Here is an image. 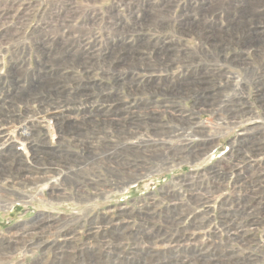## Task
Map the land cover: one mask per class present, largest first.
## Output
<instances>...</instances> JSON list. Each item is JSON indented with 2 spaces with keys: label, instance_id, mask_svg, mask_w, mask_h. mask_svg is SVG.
I'll list each match as a JSON object with an SVG mask.
<instances>
[{
  "label": "rangeland",
  "instance_id": "374dc122",
  "mask_svg": "<svg viewBox=\"0 0 264 264\" xmlns=\"http://www.w3.org/2000/svg\"><path fill=\"white\" fill-rule=\"evenodd\" d=\"M247 1L226 0L227 8L209 20L228 32V20L259 27L255 36L261 42L235 33L232 43L219 40L221 47H215L201 46L193 33L178 32L181 14L193 10L198 0H0V11L8 2L14 15L4 24L13 31L12 39L3 43L33 61H49L46 70L57 69L54 76L41 77L40 85L49 90L73 93L53 82L68 66L67 77L74 80L67 82L77 81V90L104 109L94 116L105 120L85 161L93 178L101 179L93 207L47 210L72 218L56 225L64 227L61 232L49 235L58 243L65 233L74 237L66 257L58 255L54 244L51 251L30 243L18 251L4 247L29 227L21 221L33 217L23 216L25 209L18 206L11 213L0 212V264H208L198 255L219 254L227 245L226 228L234 232L239 222L241 231H250L248 239L230 243L234 259L226 262L264 264V212L256 206L258 200L264 203V193L247 199L234 187L246 173L245 157L264 150V6L258 0L241 6ZM253 160L262 164L256 171L263 174L258 182L264 186V153ZM206 189L216 191L208 216L200 210L205 220L199 226L191 215L199 209L189 206V195ZM166 218L176 226L166 228ZM95 226L105 234L94 238ZM159 229L169 236L153 241L141 237ZM182 229L186 240H168L170 235L177 239ZM39 237L33 244H41Z\"/></svg>",
  "mask_w": 264,
  "mask_h": 264
},
{
  "label": "built area",
  "instance_id": "2783aa9c",
  "mask_svg": "<svg viewBox=\"0 0 264 264\" xmlns=\"http://www.w3.org/2000/svg\"><path fill=\"white\" fill-rule=\"evenodd\" d=\"M11 47L0 49V138L10 141H0V149L11 147L4 149L11 156L0 170V212L23 207V216L34 217L21 221L29 227L36 221L67 222L72 218H60L47 210H76L92 204L96 190L91 182L95 179L85 161L91 158L88 148L96 132L105 124L94 113L104 109L95 108L89 95L77 90V81L67 82V78L74 80L67 77L68 66L59 70L53 82L68 86L73 93L49 92L47 84L40 85L41 77L54 76L57 69L46 70L49 61H33L23 53H13L17 48L11 52ZM22 166L24 172L17 173Z\"/></svg>",
  "mask_w": 264,
  "mask_h": 264
},
{
  "label": "bare ground",
  "instance_id": "6f19581e",
  "mask_svg": "<svg viewBox=\"0 0 264 264\" xmlns=\"http://www.w3.org/2000/svg\"><path fill=\"white\" fill-rule=\"evenodd\" d=\"M7 1V0H6ZM14 1V0H13ZM125 3H128L130 4L131 3V0H124ZM226 0H198V5L191 11H187V10H184V12L181 14L179 20H178V32L181 34V35H184V36H187V35H190L191 33H193L195 36H196V39L198 40L199 44L201 46H204V45H210V46H215V47H221V43L219 40H224V41H227V42H230L232 43V39L234 38V34H239V35H242L243 39H248V38H254L256 39L258 42H261L262 40V37H256L255 34H258L260 33V28L259 27H254V28H251L250 25H242L243 22L241 21H234V20H228L227 23H228V26L231 27V32H228L227 30H223L222 29V26L220 27L219 25V22H210V17L216 13H220V12H223L224 10V7L227 8V4L225 6H223V3H225ZM243 2V1H242ZM263 1L262 0H258V2L256 3L257 5H260L262 4L264 6V2L262 3ZM250 3H254L252 2V0H248L247 2H244L243 5L241 6H244V5H249ZM218 4H221L220 7H218L217 5ZM255 5V4H254ZM5 10L3 11H0V46H4L6 45L7 43H3V41H7L8 38L11 39L12 38V34H13V31L11 29H4L5 26L4 24H8V21L14 17V15H12V11L8 5V2H4L3 5ZM238 6H240V4H238ZM3 9V8H2ZM70 9L72 8H69L67 9V12L70 11ZM248 10V9H246ZM258 10V9H257ZM257 10L255 11V13L257 12ZM73 11H71L70 13H72ZM243 12V11H242ZM24 13V12H22ZM62 14V13H61ZM66 14V13H65ZM74 14V13H73ZM71 14V15H73ZM249 14V13H248ZM253 14V13H252ZM60 15V14H59ZM257 15V14H256ZM255 15V16H256ZM66 16V15H65ZM245 16H248V15H245ZM26 17L25 15L22 16V18ZM46 18V17H45ZM48 18V17H47ZM68 19V16L66 17ZM246 18V17H245ZM52 19V18H51ZM66 19V20H67ZM263 19V18H262ZM27 20V19H26ZM66 20L64 19L63 20V25L65 26L66 28ZM61 21V20H60ZM244 21V20H243ZM51 23V22H50ZM60 23V22H59ZM71 23V21H70ZM262 23V22H261ZM44 25V24H43ZM55 25V24H53ZM254 25V23H253ZM3 26V27H2ZM44 27V26H43ZM57 27V26H56ZM62 27V26H61ZM55 28V27H54ZM59 28V27H58ZM15 29V28H14ZM37 29V28H36ZM56 29V28H55ZM24 30V29H23ZM39 31V29H38ZM37 31V33H38ZM60 32V30L58 31ZM234 32V33H233ZM22 33V32H21ZM41 33V32H40ZM262 33V31H261ZM17 35V34H16ZM33 35V34H31ZM37 35V34H36ZM37 37V36H36ZM14 38V37H13ZM43 87L44 85L41 84ZM60 87V86H59ZM80 87V86H79ZM53 89V88H52ZM81 90V89H80ZM49 92L51 93H55V94H64L65 92L63 91H60L59 89H54V90H49ZM21 99H24V96H21L20 97ZM90 99V98H89ZM92 100V99H91ZM93 102V101H92ZM43 103V102H42ZM79 103V102H78ZM94 103V102H93ZM230 103V102H229ZM1 106V105H0ZM88 107V106H87ZM79 108V107H78ZM83 108V107H82ZM243 111V110H242ZM243 115V114H242ZM239 116V115H238ZM237 117V116H236ZM64 120L68 119V116H65L63 117ZM233 120V118H231ZM237 119V118H236ZM198 125V124H197ZM77 127V126H76ZM75 127V128H76ZM0 141L1 142H4L5 144L7 142H10V141H4L2 138H0ZM207 142V141H205ZM117 143V142H116ZM192 143V142H191ZM209 143V142H208ZM92 145V144H91ZM155 145V144H154ZM206 146V145H205ZM204 146V147H205ZM114 147V146H113ZM196 147V146H195ZM261 147V146H260ZM7 148H11V147H6V146H3L1 147L0 149V164H3V166H5L8 162L6 160L9 159V157L11 156L9 151H7L6 153L4 152V149H7ZM199 147H197L198 149ZM205 149V148H204ZM261 149V148H260ZM255 150L253 152H251L252 154L250 155L251 157H245V162H246V165H247V168H246V173L245 175H239L238 176V181L236 182V184L234 185V187H237L239 188L241 191H243L244 195H246V198L248 199V197L251 199L252 195H257V194H260V193H264V186L258 182L261 178H262V173L261 172H257L256 171V168H262V164H253L255 163L256 161L253 160V156L254 155H261L264 153V150ZM263 149V148H262ZM156 150V149H155ZM167 150V149H166ZM186 150V149H185ZM199 150V149H198ZM201 150V149H200ZM152 151V150H151ZM202 151V150H201ZM160 152V150H159ZM159 152H158V155H159ZM150 153V151H149ZM195 153V152H194ZM191 155V154H190ZM199 156V155H198ZM189 157V156H188ZM193 157V156H192ZM196 158H194V160H196ZM5 164V165H4ZM22 165V164H21ZM3 167L1 166L0 167V170L2 169ZM25 170V167H20V168H17V173H23ZM235 172V171H234ZM39 173V172H37ZM221 173V172H220ZM223 173V172H222ZM137 176L136 177H133V179L131 181H129L130 183L129 184H132L134 183L135 181H137ZM201 179V178H200ZM50 181H53L50 180ZM58 182L60 180H57ZM101 181V179H100ZM98 181V180H94L91 182V185L97 189L99 187H102L101 185V182ZM200 181V180H199ZM32 182L34 184H39L40 182H38L37 180H34L32 179ZM189 182V181H188ZM213 182V181H212ZM222 182V181H221ZM235 182V181H234ZM193 183V182H192ZM199 183V182H197ZM240 183V184H239ZM194 184V183H193ZM238 184V186H237ZM192 185V184H191ZM219 185V184H218ZM54 186V185H53ZM194 186V185H193ZM192 186V187H193ZM196 187V186H195ZM181 188V187H180ZM189 188V187H188ZM197 189V188H196ZM237 190V189H236ZM185 191V190H184ZM191 191V190H190ZM216 191V189H211V190H204V192L201 194L200 192H197V193H191L189 195V206L192 207V208H198L199 210L197 211V213H192L191 215H193V218H194V223L196 225H202V223L204 222L205 218L202 216L203 213H201L200 210H202L203 208L205 209V212H206V215L208 214L207 212V209H210V204L212 203V195L214 192ZM189 193V192H188ZM7 195V194H6ZM237 196V195H235ZM219 198V197H218ZM239 198V197H238ZM242 200V199H241ZM244 200V199H243ZM248 201V200H247ZM236 202V201H235ZM246 202V201H245ZM187 203V202H186ZM230 203V202H229ZM148 204V203H147ZM155 204V203H154ZM177 204V203H176ZM185 204V203H184ZM232 204V203H231ZM249 204V203H248ZM180 205V204H179ZM182 205V204H181ZM246 205V204H245ZM145 206V205H144ZM184 206V205H183ZM226 206V205H225ZM240 206V205H239ZM256 206L260 209V213H263L264 212V203L261 202V201H257L256 202ZM255 206V207H256ZM185 207V206H184ZM242 208V207H241ZM192 210V209H191ZM189 210V212L191 211ZM147 211V210H146ZM150 211V210H148ZM183 211H186V210H183ZM256 211V210H255ZM175 212V211H174ZM254 212V211H253ZM236 213V212H235ZM241 213V212H240ZM246 213V212H245ZM252 214V213H251ZM183 216V214H181ZM234 215V214H233ZM239 215V214H238ZM247 215V214H246ZM249 215V214H248ZM254 215V214H253ZM180 216V215H179ZM208 216V215H207ZM243 216V215H241ZM240 216V217H241ZM144 217H152V216H149V215H145ZM181 217V216H180ZM224 217V216H223ZM228 216H226L227 218ZM247 217V216H246ZM245 217V218H246ZM231 218V217H230ZM233 218V217H232ZM235 218V217H234ZM243 218V217H242ZM257 218V217H256ZM253 219V218H252ZM180 220V219H179ZM237 221V219H235ZM244 220V219H243ZM65 221V220H63ZM62 221V222H63ZM197 221H200L201 223L200 224H197L196 222ZM232 221V219H231ZM252 223L251 224H255V221L254 219L251 220ZM50 221H47V222H35L33 223V225H31L30 227L28 228H24L23 230H21V232L19 231V233H17L16 235H14L15 237H12V239L10 240V243L9 244H6L4 247L6 249H11V250H14V251H18V249L23 248V247H27L28 244L30 243L31 244V248L32 247H37V248H41V247H46L49 251H51V249L53 248V244L54 246H56V251L58 252V255H62V259L66 257V252H67V248H69V246L73 243V238H69V233H65L62 235V243H58V242H55L53 240L50 239L49 235L53 234L52 232L53 231H57V232H61L62 228H58L56 227V225H59L61 222H53V223H57V224H53V225H46L45 223H49ZM170 220L168 218H166V220L164 221V224H166V228H167V225L170 226V225H175L174 223L170 224ZM64 223V222H63ZM62 223V224H63ZM234 223V222H233ZM240 223V222H239ZM236 226V230L238 231H234V232H231L230 228H226V232H227V235L229 236L226 240V243L227 245H225L223 248H221L219 245L215 246L216 248L220 249V253L217 254V255H212L211 257L210 256H199L200 259L202 260H208L206 261L208 264H228V262H226V260L230 259V260H233L234 259V250L232 249V246H230V243L232 242H236V241H239V242H245L247 239H248V233L250 231L248 230H244V231H241V229L243 227H239L240 225ZM242 225V224H241ZM257 225V224H256ZM176 226V225H175ZM230 226H234V225H230ZM245 226V225H244ZM252 227V225H251ZM123 228L124 225H123ZM172 228V226H171ZM176 228V227H175ZM172 229V230H175ZM40 229V231H38ZM170 229V228H169ZM168 229V230H169ZM151 231V230H150ZM223 231V230H222ZM173 232V231H172ZM171 232V233H172ZM121 229L119 227H116L115 230H114V235L116 237H119V235L121 234ZM153 233V234H152ZM152 233H144L141 237H143V239H152L153 240H156V239H165L166 236H169L168 234L166 233H161V230L159 229L158 231H155V232H152ZM181 234L178 236L177 239H175L174 237H172V235H170V239H168L169 241H177V242H182L184 240L187 239L186 235L187 233H185V230L183 231V229L181 230L180 232ZM191 233V232H190ZM189 233V234H190ZM224 233V232H223ZM222 233V234H223ZM99 234H105V231L104 229L100 228V227H94L92 229V236L94 238H96ZM124 234V233H123ZM220 234V233H219ZM37 235L38 236H41L39 237L38 241H41V244H33L34 243V239L37 238ZM129 235V234H128ZM185 235V236H184ZM131 237L133 238H137V236L135 237L134 234H130ZM175 236V235H173ZM226 236V235H225ZM249 236H252V234H249ZM99 237V236H98ZM121 237V236H120ZM43 238H46V240H44ZM100 240V239H99ZM98 240V241H99ZM189 240V239H188ZM187 240V241H188ZM250 240V239H249ZM173 241V242H174ZM100 242V241H99ZM136 242V241H135ZM147 242V241H146ZM150 242V241H149ZM102 243V242H101ZM105 243V242H103ZM249 243V242H248ZM253 243V242H252ZM106 244V243H105ZM152 244V243H151ZM236 244V243H235ZM239 244V243H238ZM245 243H243L244 245ZM250 244V243H249ZM3 245V244H2ZM101 245V244H100ZM108 245V244H107ZM184 245V244H183ZM241 245V244H240ZM247 245V244H246ZM106 246V245H105ZM152 246V245H151ZM201 246V245H200ZM179 248V247H178ZM215 249V248H214ZM53 250V249H52ZM110 250V249H109ZM202 250V248H201ZM102 251V250H101ZM178 251V250H177ZM192 251V250H191ZM196 251V250H195ZM199 251V250H198ZM208 251V249L206 250ZM216 251V250H215ZM218 251V250H217ZM179 253V252H178ZM177 253V254H178ZM215 254V253H214ZM186 255V253H185ZM188 256V255H187ZM196 256V255H195ZM109 257V256H108ZM178 257V256H177ZM184 257V256H183ZM191 257V256H190ZM238 257V256H237ZM169 258V257H168ZM179 258V257H178ZM157 259V258H156ZM170 259V258H169ZM187 259V258H186ZM194 259V258H193ZM182 260V259H181ZM171 261V260H170ZM178 261V259H177ZM196 261V260H195ZM203 261V262H204ZM167 262V261H166ZM168 263V262H167ZM200 263V262H199ZM232 263V262H231ZM56 264H62L61 263H56ZM111 264V263H110ZM194 264V263H192ZM198 264V263H197Z\"/></svg>",
  "mask_w": 264,
  "mask_h": 264
}]
</instances>
